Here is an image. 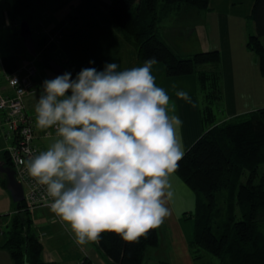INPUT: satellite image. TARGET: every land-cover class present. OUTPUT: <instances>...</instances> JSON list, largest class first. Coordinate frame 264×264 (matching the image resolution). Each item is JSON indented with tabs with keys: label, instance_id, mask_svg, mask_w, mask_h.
Here are the masks:
<instances>
[{
	"label": "clouds",
	"instance_id": "1",
	"mask_svg": "<svg viewBox=\"0 0 264 264\" xmlns=\"http://www.w3.org/2000/svg\"><path fill=\"white\" fill-rule=\"evenodd\" d=\"M89 63H93L89 61ZM83 68L45 80L35 98L46 148L21 160L46 192L45 205L78 246L113 232L129 243L171 215L170 177L185 154L181 119L152 67ZM176 96L187 102L185 91Z\"/></svg>",
	"mask_w": 264,
	"mask_h": 264
},
{
	"label": "crops",
	"instance_id": "2",
	"mask_svg": "<svg viewBox=\"0 0 264 264\" xmlns=\"http://www.w3.org/2000/svg\"><path fill=\"white\" fill-rule=\"evenodd\" d=\"M253 1L210 0L208 9L204 10L181 5L161 17L158 22L161 36L178 54L189 56L209 49L220 52L222 98L219 105L224 114L218 115L217 122L264 106V74L256 55L246 47L249 34L254 33L251 19ZM109 2L110 0H31L30 17H38L34 26L29 23L36 54L31 55L24 47L20 48V55H0L1 91L5 94L13 91L7 81L10 73L7 66L14 70L19 64L28 61H33L36 65L35 81L38 88L44 77H54L47 73L43 65V69L39 71L37 60L42 64L47 63L52 73L55 72L51 63L62 65L71 73L72 79L83 68L101 71L106 63H117L118 70L143 66L144 63L138 60L136 48L124 40L120 28L109 17ZM0 3L3 4L4 0H0ZM57 12L59 13L56 15ZM152 74L157 86L164 88L170 97V114L174 107V114L182 121L180 134L186 151L204 131L201 121L204 97L197 76H166L160 62L153 65ZM181 90L188 93L191 102L176 96V92ZM39 94L38 90L25 95L24 105L34 117V141L42 151L47 146L46 132L36 129L34 114L35 98ZM205 126L206 129L210 127ZM13 140L14 136L8 134L6 124H0V264H14L9 252L3 247L15 208V201L7 188L6 174V170L13 168L5 162L4 155ZM5 178L7 181L4 185ZM170 182L173 197L168 207L171 215L165 218L160 227H164L172 237L178 236L177 239L182 242L178 251L183 254L187 250L188 253L189 241L193 239L195 232L194 219L188 214L195 208L196 194L176 172L171 175ZM31 215L34 230L43 244L42 258L45 261L77 264L87 257L94 264H110L97 243L76 245L47 206L31 208ZM184 230L190 232L187 244L184 237L183 241L179 238L185 236ZM187 257L191 258L189 253Z\"/></svg>",
	"mask_w": 264,
	"mask_h": 264
},
{
	"label": "trees",
	"instance_id": "3",
	"mask_svg": "<svg viewBox=\"0 0 264 264\" xmlns=\"http://www.w3.org/2000/svg\"><path fill=\"white\" fill-rule=\"evenodd\" d=\"M209 1L110 0L108 14L124 40L136 48L140 62L155 57L166 76L194 74L203 93L201 121L210 127L185 151L176 170L196 194L195 208L188 214L195 223L189 241L195 248L192 257H200L203 250L217 256L218 264H264V106L217 122L216 112L222 110L220 52L209 49L180 56L158 29L161 17L175 8L204 10ZM4 5L8 20L15 23L30 8L31 0H4ZM251 19L254 33L249 34L246 47L256 55L264 74V0L253 1ZM7 71L12 72L13 67L7 66ZM4 155L13 168L7 150ZM14 204L3 243L14 264H64L42 258L43 244L34 230L31 209L24 199ZM158 238L157 228L135 243L105 232L97 244L110 264H142L147 247L157 245ZM77 264L94 263L85 257Z\"/></svg>",
	"mask_w": 264,
	"mask_h": 264
},
{
	"label": "built area",
	"instance_id": "4",
	"mask_svg": "<svg viewBox=\"0 0 264 264\" xmlns=\"http://www.w3.org/2000/svg\"><path fill=\"white\" fill-rule=\"evenodd\" d=\"M36 74L37 68L33 61L21 63L7 75L12 93L5 94L0 88V124L5 123L8 134L14 136L13 143L7 148L8 156L15 179L22 184L25 204L30 209L46 206L44 201L47 198L44 186L31 178L20 163L21 160H26L30 153L34 155L40 151L34 141V117L25 108L24 96L38 90L41 93L43 81L50 79L44 77L38 88Z\"/></svg>",
	"mask_w": 264,
	"mask_h": 264
},
{
	"label": "rangeland",
	"instance_id": "5",
	"mask_svg": "<svg viewBox=\"0 0 264 264\" xmlns=\"http://www.w3.org/2000/svg\"><path fill=\"white\" fill-rule=\"evenodd\" d=\"M4 3H0V55H5V53H11V55H20V48H24V42L20 35V24L22 20H26L31 25H35L38 21L37 16L30 17V13L32 10V6L27 9L23 16H19L18 20L15 23H12L7 18V12L5 11ZM59 12L56 13V15ZM5 20H3V18ZM25 17V18H24ZM264 41V38H263ZM26 49V47H25ZM23 49V50H25ZM27 50V49H26ZM180 56H183L179 53ZM40 60H37V65L39 71L43 69L42 65L45 67L44 69L48 74L53 76L54 78L58 76L55 73H52L50 67L47 63H41ZM41 63V64H40ZM1 69V66H0ZM217 102V101H216ZM216 102L213 103V110L216 112ZM224 113L216 112V117L222 116ZM205 125H209V123H202L204 130L206 129ZM188 149V148H187ZM186 149V150H187ZM245 179V175L242 177V180ZM163 226V225H162ZM261 228L264 229V221H261ZM159 241L157 245L148 246L145 255L142 261V264H218L219 258L214 256L206 251H200V257L193 258L191 255V251L194 252L195 248L189 245L188 253L190 257H187V250L181 253L182 251H178L179 246H182V242L177 239V237H172L168 234L164 227H160L158 230ZM185 236L182 235L181 240L183 241V237L185 238V244H187V236H189L190 232H185Z\"/></svg>",
	"mask_w": 264,
	"mask_h": 264
},
{
	"label": "water",
	"instance_id": "6",
	"mask_svg": "<svg viewBox=\"0 0 264 264\" xmlns=\"http://www.w3.org/2000/svg\"><path fill=\"white\" fill-rule=\"evenodd\" d=\"M20 35L23 39L24 45L28 52L35 56V45H34V39L32 37V32L29 23L26 20H22L20 24ZM51 68L53 72H55L58 75L64 74L68 72L62 65L58 63H51ZM8 182H7V188L10 190L12 199L15 202L21 201L24 198L23 195V187L22 184L15 179L14 176V170L8 169L6 170Z\"/></svg>",
	"mask_w": 264,
	"mask_h": 264
}]
</instances>
